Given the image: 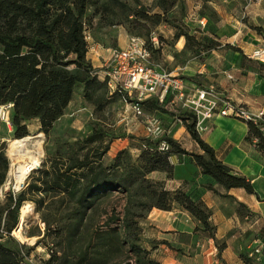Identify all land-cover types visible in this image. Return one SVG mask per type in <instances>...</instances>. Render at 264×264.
Returning <instances> with one entry per match:
<instances>
[{
  "label": "trees",
  "instance_id": "1",
  "mask_svg": "<svg viewBox=\"0 0 264 264\" xmlns=\"http://www.w3.org/2000/svg\"><path fill=\"white\" fill-rule=\"evenodd\" d=\"M110 1L114 7H121L130 24L128 31L145 39L151 54H157L163 43L171 44L153 31L154 26L165 23L175 28L173 40L184 37L186 41L183 50L175 56L188 52L190 57L203 61L213 50L225 46L240 53L242 68H256L264 77L263 62L249 57L238 46L223 44L217 31L190 32L170 17L168 13L177 0H157L162 11L154 13L141 4L131 7L119 0ZM102 6L103 0H0V105L14 103L15 138L30 135L32 119L39 121L40 132L50 136L56 122L66 113L78 85L83 84L87 91L98 88L108 91L106 82L98 79L99 71L87 57V24L93 19L89 11L98 13ZM105 9L109 10L107 5ZM211 14L216 16V10ZM199 16L208 17L203 10ZM250 27L262 34V27L253 24ZM154 32L158 46L151 40ZM183 78L196 81L199 87L206 86L197 75ZM142 106L144 111L164 110V104L155 98L145 100ZM173 114L182 120L198 144L197 151L186 149L166 132L158 138L138 137L136 144L119 150L107 164L104 158L114 139H108L102 128L95 127L85 137L60 143L48 154L38 175L26 188L10 193L0 202V264H30L27 257L33 247L21 243L12 234L26 201H32L36 210L43 212L46 228L36 243L45 241L49 246V257L43 264H162L152 256L154 247L144 245L143 222L155 208L169 211L177 206L195 218L196 230L213 238L221 252L226 243L217 239L212 210L205 202L183 188L168 189L164 181L149 175L160 171L172 177L175 171L172 157L185 155L190 156L201 173L227 190L243 188L256 194L254 183L217 156L197 130L192 112L183 109ZM245 122L248 124L245 140L255 145L264 158V132L259 124ZM163 141L168 148H161ZM133 147L138 150L137 155L132 153ZM9 166L5 146L0 143V185L7 179ZM207 188L219 194L213 184ZM52 205L60 207L54 219L44 213ZM237 211L242 215L249 209L239 203ZM28 234L42 233L36 228ZM248 253L240 254L244 262L259 264Z\"/></svg>",
  "mask_w": 264,
  "mask_h": 264
},
{
  "label": "crops",
  "instance_id": "2",
  "mask_svg": "<svg viewBox=\"0 0 264 264\" xmlns=\"http://www.w3.org/2000/svg\"><path fill=\"white\" fill-rule=\"evenodd\" d=\"M239 33L240 30H237L235 34ZM173 34V30L168 29L165 36L171 37ZM126 36L123 47L129 41L128 35ZM185 42V38L181 37L174 47L163 43L156 55L172 64L173 73L181 71L185 76L197 75L199 81L208 82L206 85L213 84L217 94L222 97L230 98L235 103L254 110L264 107V77L261 73L249 69L248 74H242L241 81L235 76L236 80L229 78L228 70L244 69L239 52L223 48L213 50L207 60L199 61L196 57H187L182 61L181 56L177 57L175 53L183 50ZM238 46L249 57L251 55L247 49H257L253 45ZM112 50L98 45L89 49L87 57L91 58L92 65L96 68L102 65V59L106 60L111 56ZM221 73H225V76ZM98 74L103 80L100 72ZM225 78H228L229 82ZM186 82L191 87L198 85L193 80L186 79ZM176 102L179 101H173ZM207 124L208 129L200 131L201 137L235 172L253 181L256 194H250L243 188L225 189L216 184L212 177L201 173L190 156L185 155L172 157L175 169L176 166L181 169L180 176H177L175 171L172 177L160 171L150 173L151 178L164 181L168 189L183 188L193 197L201 198L212 210L211 220L217 226V239L226 243V247L219 252L215 240L203 231L196 230L198 222L179 206L169 211L155 208L150 212L147 218L148 226L143 231L144 245L148 248L154 247L152 256L162 264H246L240 256L242 252L246 253L256 246H262L264 251V158L255 145L245 140L248 132V124L245 121L234 117H215ZM142 136H146V133ZM192 147L193 151L199 149L193 140ZM187 157L189 161L184 159ZM209 184H213L219 194L208 189ZM239 203L245 204L249 212L239 214ZM256 261L264 264V254Z\"/></svg>",
  "mask_w": 264,
  "mask_h": 264
},
{
  "label": "rangeland",
  "instance_id": "3",
  "mask_svg": "<svg viewBox=\"0 0 264 264\" xmlns=\"http://www.w3.org/2000/svg\"><path fill=\"white\" fill-rule=\"evenodd\" d=\"M119 1L131 7L141 4L153 13L162 11V9L157 6V0ZM105 5L108 6L109 10L105 9ZM204 5H207L206 8ZM213 9L217 12L216 16L211 14ZM201 10L208 15L205 19V26H202L199 22L201 19L199 16ZM89 14L93 15L92 23L87 24L86 32L87 35H90V38L87 40L89 49H94L98 45L106 49L122 48L124 46L123 40L127 38L126 35H128V39L134 36L128 31L130 24L126 19L124 11L121 7H114V5H111L110 0H103V6L100 8V12L95 13V11L91 9ZM168 15L174 18L178 23L185 25L190 32H195L196 29L200 31L204 29L208 34H211V30L217 31L223 44L230 43L235 46L240 44L245 46L253 45L254 48H264V0H177L175 6ZM230 16H232V18H230ZM250 24L262 27V34H259L255 29L251 28ZM168 29H172L173 33H175V28L169 24L162 23L153 27V31H156L158 34L163 35L165 39L171 41L169 46L174 47L176 43V40H173L174 34L171 37L165 36L168 34ZM237 30H240L239 35L235 34ZM158 43H156L157 46ZM223 48L230 49L225 46L220 49ZM255 50L256 49H247L251 58H253L252 54ZM187 57H190L188 52L187 54L181 55L180 59L185 61ZM209 57L210 55L205 56L203 60H207ZM197 59L201 61L199 58ZM89 60L91 61V58H89ZM104 61L105 60L102 59V65L96 66L99 72L103 69ZM151 62L155 64L160 71L173 72L174 70L172 64L165 62L156 54H152ZM249 69L255 70L256 68L245 67L242 71L228 70L227 72L235 76L238 81H241L240 78H242V74H248ZM179 73L185 76L181 71H179ZM221 74L225 76V73ZM98 79L102 81V77L99 76V74ZM225 79L229 82L228 78ZM202 82L203 85L208 84V82ZM216 92L218 93V91ZM163 108L164 110H155L153 112L145 109V117H137L134 115L130 105L128 106L123 102L119 96L110 94L106 88L87 91L84 85L80 84L76 88L73 100L66 109V113L56 122L50 136L47 137L43 132H40V124L37 119L29 121L30 135L33 136V141H41L43 146L40 168L43 166L48 154L54 152L60 143L85 137L95 127L104 129L108 134V139L112 137L114 139L108 154L104 158V162L109 164L113 161V158L119 150L129 147L132 143L136 144L137 138L146 133L145 121L150 116L157 117L161 121L164 130L170 136L178 140L182 146L188 150H193L190 133L182 120L173 114L185 109L182 103H173L172 100L169 99L164 104ZM14 139V128L12 127V129L9 130L7 125L1 124L0 143L5 146L10 166L5 183L0 185V202H3L10 193L16 194L26 188L29 182L33 181L38 175L37 171L40 169L32 171L21 188H15L9 175L13 163L10 154V143ZM131 150L134 155L138 154L136 148L133 147ZM184 159L189 161L188 157ZM175 172L177 176L181 175L179 166H176ZM153 179L156 180V178ZM27 202L33 207V212L27 218V223L24 225V231L28 236V240L24 241L19 239L15 234L13 235L21 243L28 247H33L31 254L27 257L30 264H43V260L49 257V246L45 244V241L36 244L38 240L42 238L46 228L45 222L43 221V212L37 211L36 205L32 201H26L25 203ZM59 209L60 207L52 205L51 208L45 210L46 212L44 213H46V216L48 215V217L54 219L57 217ZM147 226L146 219L143 222V231ZM36 228L39 229L42 234L40 236H29L28 233L30 231H35Z\"/></svg>",
  "mask_w": 264,
  "mask_h": 264
},
{
  "label": "built area",
  "instance_id": "4",
  "mask_svg": "<svg viewBox=\"0 0 264 264\" xmlns=\"http://www.w3.org/2000/svg\"><path fill=\"white\" fill-rule=\"evenodd\" d=\"M205 26V18L199 20ZM90 35H86L88 40ZM151 40L158 43L157 34L154 32ZM151 51L145 39L132 36L128 44L122 48L112 50L111 56L104 61L100 74L106 82L110 94H119L120 99L132 109L137 117H145L142 103L155 98L159 103L165 104L169 99L179 101L182 106L192 112L196 117L197 130H207L208 121L215 117H234L243 121H253L264 132V107L254 110L244 105L235 103L230 98L217 94L216 87L209 84L203 87H189L186 79L180 73L160 71L151 62ZM252 57L264 63V48H257ZM229 78L236 80L233 75ZM14 103L8 102L0 105L1 124L13 127L12 112ZM146 136L161 137L166 131L161 121L150 116L145 121ZM161 148H168L166 141L161 143ZM249 256L259 260L264 254L262 246L253 247Z\"/></svg>",
  "mask_w": 264,
  "mask_h": 264
},
{
  "label": "bare ground",
  "instance_id": "5",
  "mask_svg": "<svg viewBox=\"0 0 264 264\" xmlns=\"http://www.w3.org/2000/svg\"><path fill=\"white\" fill-rule=\"evenodd\" d=\"M10 154L12 156V167L9 175L16 189L21 188L34 168L41 163L43 156V146L41 141H33V136L28 135L23 138H15L10 143ZM33 212L30 203H24L20 209V221L13 233L21 240H28L24 231L27 218Z\"/></svg>",
  "mask_w": 264,
  "mask_h": 264
},
{
  "label": "water",
  "instance_id": "6",
  "mask_svg": "<svg viewBox=\"0 0 264 264\" xmlns=\"http://www.w3.org/2000/svg\"><path fill=\"white\" fill-rule=\"evenodd\" d=\"M39 168H40V165H39L38 167L34 168L33 171H34V170H37V169H39ZM12 234H14V233H12Z\"/></svg>",
  "mask_w": 264,
  "mask_h": 264
}]
</instances>
